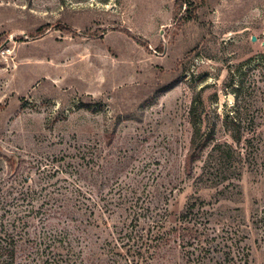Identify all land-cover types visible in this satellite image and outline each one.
Returning a JSON list of instances; mask_svg holds the SVG:
<instances>
[{"label": "rangeland", "instance_id": "1", "mask_svg": "<svg viewBox=\"0 0 264 264\" xmlns=\"http://www.w3.org/2000/svg\"><path fill=\"white\" fill-rule=\"evenodd\" d=\"M0 224L15 264H264V0H0Z\"/></svg>", "mask_w": 264, "mask_h": 264}, {"label": "trees", "instance_id": "2", "mask_svg": "<svg viewBox=\"0 0 264 264\" xmlns=\"http://www.w3.org/2000/svg\"><path fill=\"white\" fill-rule=\"evenodd\" d=\"M42 31V29H39ZM210 140L205 138L198 130L192 137L191 147L188 157L189 164L200 161L203 153L207 148ZM197 204H190L187 209L181 214L179 218V225L175 232L182 239L183 242L187 238L196 239L199 237L200 229L197 226H190L188 218L196 209ZM18 253V242L15 236L7 230V228L0 224V264H15Z\"/></svg>", "mask_w": 264, "mask_h": 264}, {"label": "water", "instance_id": "3", "mask_svg": "<svg viewBox=\"0 0 264 264\" xmlns=\"http://www.w3.org/2000/svg\"><path fill=\"white\" fill-rule=\"evenodd\" d=\"M255 41V40H254Z\"/></svg>", "mask_w": 264, "mask_h": 264}]
</instances>
